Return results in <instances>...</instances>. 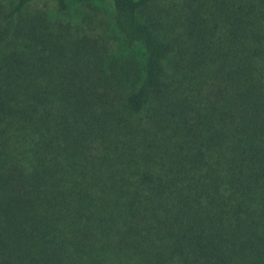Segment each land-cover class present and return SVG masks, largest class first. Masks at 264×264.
Here are the masks:
<instances>
[{
  "label": "trees",
  "instance_id": "1",
  "mask_svg": "<svg viewBox=\"0 0 264 264\" xmlns=\"http://www.w3.org/2000/svg\"><path fill=\"white\" fill-rule=\"evenodd\" d=\"M54 2L143 59L0 4V264H264V0Z\"/></svg>",
  "mask_w": 264,
  "mask_h": 264
},
{
  "label": "rangeland",
  "instance_id": "2",
  "mask_svg": "<svg viewBox=\"0 0 264 264\" xmlns=\"http://www.w3.org/2000/svg\"><path fill=\"white\" fill-rule=\"evenodd\" d=\"M15 0H0V4L9 6ZM34 7L45 10L53 19L63 22L76 23L83 26L79 34L86 35L100 47V54L104 58V69L113 72L112 64L123 63L126 59H139L142 61L141 50L130 52L124 44L122 36L117 31L113 19V7L107 4L72 5L67 14L58 12L54 0H34ZM112 69V70H111Z\"/></svg>",
  "mask_w": 264,
  "mask_h": 264
}]
</instances>
